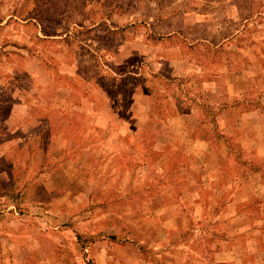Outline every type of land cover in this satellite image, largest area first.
<instances>
[{"label": "rangeland", "instance_id": "374dc122", "mask_svg": "<svg viewBox=\"0 0 264 264\" xmlns=\"http://www.w3.org/2000/svg\"><path fill=\"white\" fill-rule=\"evenodd\" d=\"M0 264H264V0H0Z\"/></svg>", "mask_w": 264, "mask_h": 264}]
</instances>
